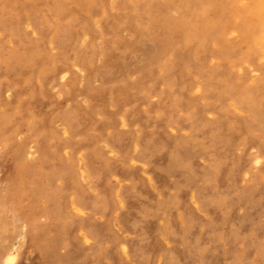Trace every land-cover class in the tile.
<instances>
[{
  "label": "bare ground",
  "instance_id": "1",
  "mask_svg": "<svg viewBox=\"0 0 264 264\" xmlns=\"http://www.w3.org/2000/svg\"><path fill=\"white\" fill-rule=\"evenodd\" d=\"M25 1L32 4L29 8L31 12L28 21L33 18V23L42 29L43 34L39 39H36L38 40L36 43L26 42L22 39L19 29H9L0 25V29L4 33L14 34L15 32L24 43L20 45L19 56L15 58L12 54L7 59L8 63L5 62V66L15 65L20 69L25 67L37 69L43 61L41 75L48 74V71L57 73L59 67L67 62L66 52L69 53L71 48H75L77 45L75 39L77 26L74 21L76 16L85 13L89 4L95 3L96 0H84L77 4L72 0H61L63 4L59 7L52 6L50 8V12L59 22L55 27L49 26L48 19L41 13L32 15L35 10L39 9V0ZM117 1L113 6L114 12L127 19L133 11L132 7L128 9L117 7ZM128 1H131L130 5L134 2V0ZM182 2L188 7L190 6L187 9L188 12L198 14L203 11H199L197 8L196 0H182ZM236 3L234 0L233 4L236 5ZM62 8L71 12L73 18L70 22L62 21ZM252 8L258 9L257 12H251ZM234 10L235 6L230 11V18L226 26L228 29L232 28L230 33L237 35V41L236 38L234 40L216 38L211 31L216 28L210 21L211 10L208 9L201 13L200 18L203 24L201 29L204 30L200 29L193 33L198 30L193 29L189 36L193 46L198 44L196 56L190 58L189 49L179 53L183 57L181 58L183 59L182 69L187 71L186 74L191 75L188 80L178 74L179 71L175 69L177 66L173 67V64L176 63L174 60L169 61L168 56L162 55L165 46L158 50V57L155 60L147 58L144 65L137 70L139 74L143 75L153 71L156 67L163 68V75L154 77L155 81L162 83L166 89L159 95L162 104L153 107L152 110L158 112L160 108L162 113H167V116V110L162 107H170L172 110L180 105V99L175 96L176 94L174 96L167 94L169 88L171 87L174 92L180 89L178 84H181V81L187 86H192L195 83L194 97L200 100L199 107L203 108L182 114L184 119L181 126L189 138L179 146L184 149L183 145L191 144L203 150L209 149L210 156L203 167L207 176L196 175L198 176L196 178H202L201 184L206 191L200 192L201 194H192L188 204L183 199L187 188L180 184L176 186L177 191L168 198L159 191L161 202L158 205L145 198L143 192L135 191L133 186H125L121 191L109 190V188L103 190L110 178L119 177L117 171H111L110 167L101 165L105 159L103 154L93 151L96 146L93 141L87 143L85 141L81 145L82 147L73 146L70 142H61L54 146L53 139L56 138V135L53 129H51L53 132L44 133V127L45 124L52 127V122L61 116V112H58L53 120L39 119L31 110V103H27L32 98L37 105L38 100L34 89L30 85L26 86L27 83L25 84V88L29 89L25 101L27 103L25 112L31 120L28 129L37 138L34 141L37 143L36 149L39 158L37 160L29 158L30 142L27 137L21 140L16 139V135L21 132L20 122L17 119L11 121L7 114L0 113V147L2 148L0 152V264L4 260L10 261V259L14 260L15 264H42V262L39 263V260H47L59 246L66 249L67 254L58 257L56 264H101L104 259L109 260L110 264H115L117 258L124 262L133 261L134 264L141 262L146 264L149 261L148 255L146 256L145 250H141L140 243L147 241L148 247L155 250L157 240L164 247L162 251L164 258L161 260H165L167 264H180L181 261L194 264L213 262L209 259L213 249L204 244L206 235L216 236V232H213L216 226L210 224L212 218L215 215L226 217L239 209L258 212L262 206L260 204L264 200V0H249L247 5ZM249 13L252 14V17L243 22ZM90 17L92 16L87 14L86 21ZM103 21L104 18L100 17L96 23L102 25ZM81 24L86 25L85 23ZM8 26L14 25L9 23ZM15 26H17V22ZM104 32L103 34H105ZM197 34L200 35L197 36ZM48 37H51V41L60 46L59 57L53 58V65H49L52 58L46 57L41 45L42 41L45 42ZM13 39H19V37L14 35ZM90 40L92 41V38ZM105 41L108 40L105 39ZM213 44L214 49H219L221 62H226L230 67L223 70L215 69L216 66L213 65L206 67L205 57L208 56L206 54L211 55L209 47ZM241 44H245V51L241 50ZM116 48L104 49L103 46L101 50L84 51L83 49L81 52V58H84L83 63L89 60V57L94 56L91 55L94 51L99 52L103 60L107 58L113 63L111 69L108 70V75L105 76L103 88L93 90L90 87L93 81V78L90 79L92 64L89 61L86 62L85 71L88 72V82L83 91L94 103L88 112L73 116L70 123L67 121L69 125L67 123L68 128H66L71 134L88 136L83 129V124L87 119L93 120V116L100 112L102 95L107 90L115 91L119 85L126 86L127 78L124 70L130 64L127 61L126 52L119 48L116 50ZM115 52L118 53L117 57ZM74 53L76 54H74L73 61L77 63L78 59L80 60L79 52L75 50ZM28 56L32 57V63L28 62ZM230 57H234L237 61L230 62ZM255 61H257L256 65L261 76L258 78H251L249 75L237 76L234 71L236 67L241 64L251 66ZM202 76L204 78H201ZM138 85L143 87L145 83ZM212 105L217 106V112L214 113L210 109ZM61 120L63 121L62 118ZM106 122L108 121L106 120ZM123 122L124 125L127 124V127L128 121L124 120ZM159 134H162V129L160 126H156L155 131L150 132L149 135L143 131L139 140H136L132 148L134 151H138L140 160L146 159L149 154L155 152L161 158V150L158 145ZM132 141L134 139L130 140V142ZM109 144L118 153L130 148L129 141L120 136H113ZM180 147L174 150L176 154L180 153ZM238 148H242L244 151L243 158L236 157L235 151ZM82 149L87 151L76 158ZM250 150H252V155L248 153ZM173 158L176 157L172 155L169 160L172 161ZM176 163L180 162L173 161L166 168L174 169ZM36 165H40L41 168H45V166H54L55 168L49 171H41L42 169L36 171ZM58 175H60L58 178L62 179L60 185L51 188L52 179ZM246 176H251L253 179L252 188L241 187L242 191L234 193V187L231 186H237L239 183L245 186L246 182L243 184V180ZM121 179L126 182L123 178ZM247 180L251 179L248 177ZM119 181L121 182L120 179ZM150 184L154 190L158 191L152 181ZM26 196L30 197L33 203L27 205L29 206L27 211L23 208ZM63 197L67 198L65 205L57 203ZM260 197L262 199L258 201L251 199ZM139 201H141L140 205ZM168 206L170 211L175 214V223L171 222L170 216H167ZM10 212L14 214V218L24 221L28 230L29 244L30 242L34 246L42 244L39 248L42 252L38 250L40 253V255L37 254L38 257L25 253L22 257L19 256L21 257L19 260V257L13 253L6 252L9 240L16 231L12 218L8 215ZM36 212L40 213L39 217ZM85 214L88 216L87 221L82 219ZM198 215L206 217L207 224L201 223ZM86 216L84 217L86 218ZM42 217H46L50 224L54 223L55 228L52 227L53 224L52 226L41 224L38 218ZM98 218L103 219L105 223L99 224L96 221ZM116 226L120 227L118 230L122 231L120 232L122 234L118 233V235L113 232L115 229L111 230ZM227 226L228 234L224 241L231 245L232 251L228 254L229 258L226 264H256L258 258H261L263 261L261 264H264V229L248 228L240 217L232 219ZM129 230L135 231L136 235L128 242L125 239ZM90 241L93 243H89ZM80 242L84 245L90 244L89 248L80 250ZM44 244H47L50 249ZM177 246L181 248V251L187 249L184 258L180 256L179 251L175 250ZM112 248L115 253V255L112 254L113 260H111L110 254Z\"/></svg>",
  "mask_w": 264,
  "mask_h": 264
},
{
  "label": "rangeland",
  "instance_id": "2",
  "mask_svg": "<svg viewBox=\"0 0 264 264\" xmlns=\"http://www.w3.org/2000/svg\"><path fill=\"white\" fill-rule=\"evenodd\" d=\"M72 1L77 4L84 0ZM115 1L116 0H96L95 3L89 4L85 13L76 16L74 21L77 26L75 30L77 45L75 48H71L69 53L66 52L67 64L64 63L59 67V72L57 73L48 71L49 75H41L43 61L37 69H30V67L20 69V67L18 68L15 65L9 67L5 66V62L8 63L7 59L11 57L12 54H14L15 58L19 56V51H21L19 48L23 41L20 40V36L17 33H4L0 29V113L7 114L11 121L17 119L20 122L21 132L16 135V139L21 140L26 137L28 138L27 140L30 142L29 158L31 160H37L39 154L37 153V143L35 142L37 138L33 136L28 129V124L31 120L25 112L27 103H31V110L39 119L49 118L53 120L58 115V112H61V116L52 122V127H50L49 124H45L44 127V133H50L52 131L51 129H53L56 135V138L53 139L54 146L61 142H70L73 146L78 147H82L81 145L84 144L85 141L86 143L89 141L95 143L96 146L93 151L98 154H103L105 159V162L102 161L101 165L103 167H110L111 171H117L119 174V177L110 178L109 183L103 187V190L109 188V190L115 189L121 191L125 186H133L135 191L143 192L145 198H148L149 201L158 205V203L161 202L159 191L164 193L166 198H168L173 192L177 191L176 186L180 184L182 187L187 188L186 192H184L183 199L188 204L192 194H201L200 192L206 191L201 184L202 178H196L198 177L196 175L201 174V177L207 176L203 167L210 156L209 149L203 150L191 144L183 145L184 149L179 146L184 140L189 138L181 126L184 119L182 114L191 113L203 108L199 107L201 104L200 100L194 97L193 88L195 83H193L192 86H187V84L181 81V84H178L180 85V89L174 92L171 87L169 88L167 94L169 96H174L176 94L175 96L180 99V105L175 109L172 108V110L170 107H162L167 110V116V113H162L160 108L158 112L152 110L153 107L162 104L159 95L166 89V86L162 83H157L155 81L156 76L163 75V68L156 67L153 71L143 75L139 74L137 70L144 65L147 58L148 60H155V58L158 57V50L163 49V46H165L166 48L162 55L168 56L167 59H169V61L174 60L176 63L175 65L173 64V67L175 68L177 66L175 69L179 71L178 74L182 78L188 80L191 78V75L186 74L187 71L182 69L183 59L181 58L183 57H181L179 53H183L189 49V57L193 58L196 56L198 44L193 46L189 36L193 29H198L193 32L196 33L202 28L201 13L208 9L211 10L210 21L216 26V28L211 31H213L216 38L221 40H228L230 38L234 40L236 38L235 40L237 41V35L230 33L232 28L228 29L226 26L230 18V11L234 6V11H236L243 5H247L249 0H236V5L233 4L234 0H196L199 11L203 10L198 14L195 12H188L187 9L190 6L188 7L182 0H134L132 5H130L131 1L118 0L116 3L117 7L126 9L132 7L133 9L127 19H124L122 15H118L114 12L113 6ZM61 4H63L61 0H39V9L37 11L35 10L32 15L41 13L43 17L45 16L48 19V25L55 27L59 22L56 21V17L50 12V8L52 6L59 7ZM31 5V3H27L25 0H0V25L9 29H19L23 40L36 43V41H38L36 39L40 38L43 31L39 26H35L33 18H30L28 21V16H30L31 12L29 8ZM257 10L258 9L252 8L251 12L256 13ZM62 11V21L64 23L70 22L73 18L71 12L67 11L66 8H62ZM87 14L92 16L88 21H86ZM100 17L104 18L102 25L96 23ZM251 17V13L247 14L243 22L249 20ZM16 22L17 26H15ZM9 23L14 26H8ZM81 23H85L86 25ZM103 31H105V34H103ZM14 35L18 36L19 39L14 40ZM199 35L200 34H197V36ZM51 37L46 39V43L44 41L41 43L46 57L52 58L49 61V65H53V58H58L60 54V46L56 42H52ZM91 38L92 41L90 40ZM105 39L108 41H105ZM103 46L104 49L117 47L116 50L119 48L126 52L127 61L130 64L129 67L125 69L126 71L124 70L127 84L126 86L119 85V88L113 92L107 90L106 93L102 95L100 98V114L97 113L93 116V120L87 119L86 123L83 124V129L87 132L88 136L71 134L70 131H68L69 129H67V121L70 123L73 116L88 112V109L94 103L83 91L88 82V72L85 71L86 62L89 61L92 64V75L90 79L93 78V81L90 87L93 88V90H101L103 88L105 76L108 75V70L111 69L113 63L112 60L107 58L103 60L101 54L96 51L91 53V55L94 56L89 57L90 59L83 63L84 58H81V52L83 49L84 51L89 49L92 51L93 49L101 50ZM245 49V44H241V50L245 51ZM75 50L79 52L80 57L77 63L73 61L74 54H76L74 53ZM218 50L219 49H214V44L210 45L209 52L212 53L211 55L206 54L208 55L205 57L206 67L213 65L216 66L214 67L215 69L219 68L220 70L230 67L226 62H221ZM115 53L117 57L118 53ZM229 61L233 62L237 60H235L234 57H230ZM28 62H33L31 56H28ZM254 63L251 64V66H243V64H241V66L236 67L234 71L237 76L249 75L251 78H258L261 76V72L256 65L257 61ZM60 71L63 72L60 73ZM19 75L22 76L18 77ZM201 78L204 77L202 76ZM26 83V86L30 85L33 87L38 100L37 105H35L32 98L29 102L25 103L26 94L29 91L28 88H25ZM143 83H145L143 87L138 85ZM124 87L128 89L126 90ZM197 95L199 94L197 93ZM210 109H212L214 113L217 112V106L215 105H212ZM66 116L68 117L66 118ZM122 117L123 121H128L127 127V124L124 125V122H121ZM244 117L246 118L247 116L245 115ZM209 118L211 119V117ZM229 119H231V117H229ZM106 120L108 122H106ZM93 125H95L94 128H92ZM156 126H160L162 129V134L158 135L161 158L158 157L159 154L155 152L149 154L146 159L140 160L138 151H134L132 147L136 143V140H139L143 131H146L147 135H149L150 132L156 130ZM113 136L125 138L126 141H129L130 148L125 147L127 151L122 150L119 153L116 152L109 144ZM131 139H134V141L130 142ZM170 145L173 146L170 147ZM179 147L181 148L180 153L177 152L176 154L174 150ZM73 148L77 149L76 147ZM1 151L2 148L0 147V152ZM86 151L85 149L80 150L76 158L85 154ZM248 153L252 155V150ZM172 155L176 158H173L174 160L171 161L169 157ZM235 155L238 159L243 158L244 151L242 148H238L235 151ZM176 160L180 163H176L174 169L166 168L168 164L170 165ZM40 165H36V171L38 169H42L41 171H49L55 168L54 166H45V168H41ZM59 176L60 175L52 179L51 188H56L60 185L62 179L58 178ZM248 177L251 180H247ZM245 179L243 180V184L246 182L245 186H242L241 183L237 186H231L234 187V193L242 191L241 187H248L247 189L252 188L251 185L254 181L251 176H246ZM150 181L158 188V191L153 189L154 187L151 186ZM251 199L258 201L262 198ZM66 200L67 198L63 197L61 200L57 201V203L65 205ZM24 203L25 205L23 208L25 211L29 208L27 205L33 204L31 198L28 196L25 197ZM138 203L140 205L141 201ZM260 205L262 206L259 208L258 212L239 209L231 212L226 217L215 215L212 218L210 224L211 226L215 224L216 229L215 231L213 230V232H216V236L206 235L204 239V244L213 249L209 256V259L213 260L210 264H226L229 258L228 254L232 249L231 245L224 241V238L228 234L227 225L232 219L234 220L240 217L248 228L256 227L258 229H264V200ZM166 212L167 216H170L171 222L175 223V214L170 211L169 206ZM36 214L39 217L40 213L36 212ZM8 215L9 217L11 216L10 218H12L13 224L16 227V235L14 234L9 240V247L6 252H11L17 257H22L25 253H30L32 256L38 257V255H40L38 250L42 244H35L36 246L32 245L31 242L29 244L28 230L24 221L22 219L19 221L16 217L14 218L12 212ZM84 216H86V214L82 216V219H86L87 221L88 216H86V218ZM198 216L201 223L207 224L206 221L208 220H206V217ZM38 221L41 224H50V221L47 220L46 217L38 218ZM96 221L99 222V224L105 223L101 218L96 219ZM52 224L50 225L55 228L56 225L54 223ZM47 228L49 229L50 227ZM113 229H115L113 232L116 234L122 232L118 230L120 227H112L111 230ZM126 235L127 237L125 240L129 242L136 234L135 231L129 230ZM89 243L92 244L93 242L90 241ZM44 245L50 249L47 244ZM148 245L147 241H142L140 243L141 250H145L146 256L148 255L149 261H147L146 264H167L165 260H161V258H164L162 254L164 247L160 245V242L157 240L155 250H151ZM89 246L90 244L84 245V243L80 242V250L87 249ZM65 250L66 249L62 246H59L54 250V253L49 255L47 260H39V263L56 264L58 257L67 254V250ZM175 250L179 251L178 253L183 258L184 254H187V249L181 251V248L177 246ZM39 251L42 252L41 249ZM80 254L84 255L82 253ZM110 254L111 260H113V255H115L114 248H112ZM21 257L18 259L20 260ZM117 259L115 264H134L133 261L124 262L119 258ZM7 261L4 260L1 264H9V261L8 263ZM262 262L261 258H258L256 264H261ZM101 264H110V262L104 259ZM140 264L145 263L141 262ZM180 264L194 263L181 261Z\"/></svg>",
  "mask_w": 264,
  "mask_h": 264
},
{
  "label": "snow or ice",
  "instance_id": "3",
  "mask_svg": "<svg viewBox=\"0 0 264 264\" xmlns=\"http://www.w3.org/2000/svg\"><path fill=\"white\" fill-rule=\"evenodd\" d=\"M9 264H15V261L10 259Z\"/></svg>",
  "mask_w": 264,
  "mask_h": 264
}]
</instances>
